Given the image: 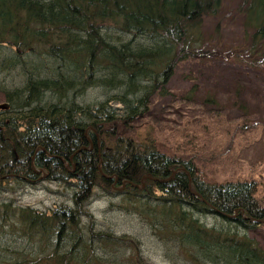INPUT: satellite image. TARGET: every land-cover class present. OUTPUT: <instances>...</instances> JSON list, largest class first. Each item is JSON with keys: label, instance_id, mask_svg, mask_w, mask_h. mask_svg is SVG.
<instances>
[{"label": "trees", "instance_id": "16d2710c", "mask_svg": "<svg viewBox=\"0 0 264 264\" xmlns=\"http://www.w3.org/2000/svg\"><path fill=\"white\" fill-rule=\"evenodd\" d=\"M234 7L245 39L234 57L264 67V0ZM222 12L223 0H0V49L8 51L0 52V70L24 77L4 88L0 107V264H128L120 259L128 248L129 264H144L137 241L93 216L98 191L120 197L116 211L142 217L188 264H264V251L248 237L264 221L256 179L204 178L195 161L205 127L171 132L173 144L165 145L134 126L148 116L152 96L166 92L178 62L211 56L202 50V28ZM107 28L162 39L169 54L111 47ZM195 87L183 100L194 99ZM91 89L102 98L88 100ZM234 104L247 116L242 100ZM40 180L70 187V204L40 211L8 200ZM201 215L216 223H201Z\"/></svg>", "mask_w": 264, "mask_h": 264}, {"label": "rangeland", "instance_id": "374dc122", "mask_svg": "<svg viewBox=\"0 0 264 264\" xmlns=\"http://www.w3.org/2000/svg\"><path fill=\"white\" fill-rule=\"evenodd\" d=\"M236 2L223 0L222 16L208 19L203 25L205 43L202 50L211 52L212 58L194 57L178 62L164 85L166 92L152 96L148 116L134 126H139L138 130L142 133L148 128L154 135H160L158 139L165 145L173 144V141H166L170 140L168 137L171 132H193L197 126L205 127L208 138L199 143L200 158L195 161L197 169L203 171L204 178L209 182L252 178L256 179L262 188L261 192H264V67L253 68L236 61L234 57L242 54L239 49L245 41L242 29L238 27L239 18L230 14ZM218 20L222 26H218L215 32ZM103 35L111 47L124 45L139 56L155 52L161 56L169 54V45L162 39L155 42L141 35L132 37L112 28L104 30ZM5 51L0 49L1 55ZM23 79L19 70H0V107L6 95L4 88L11 90L21 86ZM192 87L196 89L194 99L183 100L185 91ZM238 89L239 95L235 97L234 91ZM87 94V99L91 101L102 98L95 89L89 90ZM208 94L215 96V102L203 101ZM239 100L245 103L247 116L236 108L234 103ZM143 123H146L144 127L141 126ZM38 183L26 186L24 190L19 188L15 192L10 191L8 200H13L14 206H32L40 211L70 204V187L59 186L52 181L40 180ZM261 192L258 191V196ZM97 193L99 197L90 204L93 216L101 220L103 225L107 222L101 227L137 241L144 264H188L186 256L181 255L175 246L168 249L142 217L132 212L128 214V210L116 211L118 205L124 206L120 197L110 198L99 191ZM109 207L114 211H108ZM199 221L207 226L216 223L213 216L201 215ZM248 237L264 251V222L248 232ZM128 251L129 248L120 259L129 264ZM170 255L173 256L172 260Z\"/></svg>", "mask_w": 264, "mask_h": 264}, {"label": "water", "instance_id": "95a60500", "mask_svg": "<svg viewBox=\"0 0 264 264\" xmlns=\"http://www.w3.org/2000/svg\"><path fill=\"white\" fill-rule=\"evenodd\" d=\"M45 176V175H44ZM195 193V192H194ZM262 222H264V221H262Z\"/></svg>", "mask_w": 264, "mask_h": 264}]
</instances>
